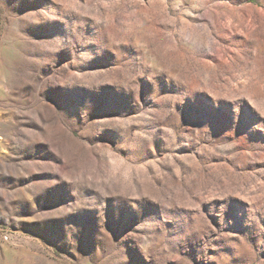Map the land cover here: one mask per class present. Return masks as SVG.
<instances>
[{"label":"rangeland","instance_id":"rangeland-1","mask_svg":"<svg viewBox=\"0 0 264 264\" xmlns=\"http://www.w3.org/2000/svg\"><path fill=\"white\" fill-rule=\"evenodd\" d=\"M0 264H264V0H0Z\"/></svg>","mask_w":264,"mask_h":264}]
</instances>
